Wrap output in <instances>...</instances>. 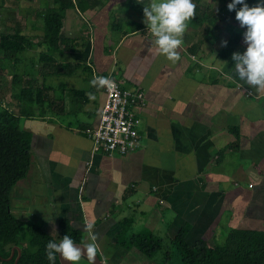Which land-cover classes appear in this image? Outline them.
<instances>
[{"label":"crops","instance_id":"1","mask_svg":"<svg viewBox=\"0 0 264 264\" xmlns=\"http://www.w3.org/2000/svg\"><path fill=\"white\" fill-rule=\"evenodd\" d=\"M81 3L83 9L66 11L61 31L76 51L53 54L68 68L58 64L42 74L41 64L25 61L37 58L27 57L2 69L23 77L7 90L10 111L19 113L16 96L27 81L44 98L34 117L20 118L32 135V158L11 192V214L51 235L67 221L82 232L84 244L83 226L93 222L106 264H170L171 258L117 244L140 234L172 243L189 226L191 244L205 239L214 245L236 228L264 227V100L228 79L217 57L228 32L211 35L195 54L190 48L200 38L183 39L181 59L172 63L151 54L155 38L137 0ZM55 7L57 0H0V34L19 31L34 45L28 52L42 56L45 14ZM246 48L243 41L237 53ZM97 75L145 93L140 147L129 155L94 153L85 133L98 127L106 101L105 89L90 85Z\"/></svg>","mask_w":264,"mask_h":264},{"label":"trees","instance_id":"2","mask_svg":"<svg viewBox=\"0 0 264 264\" xmlns=\"http://www.w3.org/2000/svg\"><path fill=\"white\" fill-rule=\"evenodd\" d=\"M206 5L204 0H193L196 4V16L188 22V28L197 32L200 41L192 45L190 52L195 54L211 35L220 36L229 34L227 46L222 47L218 59L225 62V71L245 87L256 89L240 80L235 71L233 53H237L244 41L245 28H239L231 20H236V11H229L227 5L232 0H211ZM249 7L264 4V0H245ZM96 3L94 2L92 6ZM78 6L83 9L81 0L75 5L71 0H57V7L48 10L45 14V35L43 38L47 52L44 53L38 65L41 64V73H49L51 66H58L53 54L58 52L76 51L73 40L61 37L63 20L69 8ZM88 7V6H86ZM242 5H237V9ZM211 39V38H210ZM63 46V49H62ZM34 45L31 40L19 31L14 34H0V68L4 69L6 60L21 62L20 55L28 52ZM63 69L67 65L59 64ZM45 77V76H44ZM23 77L16 74L14 84L18 85ZM19 103V113L15 114L7 108L0 113V253L10 256V248L21 245L22 256L18 264H50L46 257V245L49 241L59 242L65 235H69L76 243H83V234L75 230L69 222L59 223L58 234L51 235L35 224H28L16 219L10 212V196L13 188L23 180L31 166L32 135L20 125L21 117H34L35 107L42 108L44 104L43 91H33L30 82H26L16 96ZM41 110V109H40ZM189 226H184L172 240L181 264H264V227L262 228H236L227 236L223 244H211L200 239L194 244L189 242ZM117 244L125 248H137L141 253L152 257L163 248L164 241L153 234H140L130 238L128 242ZM166 259H170L166 254ZM6 264H14L13 261ZM55 264H61L57 254Z\"/></svg>","mask_w":264,"mask_h":264},{"label":"clouds","instance_id":"3","mask_svg":"<svg viewBox=\"0 0 264 264\" xmlns=\"http://www.w3.org/2000/svg\"><path fill=\"white\" fill-rule=\"evenodd\" d=\"M143 3V0H137ZM237 5L242 7L237 9ZM196 4L193 0H150L143 8L144 23L155 38L154 47L150 49L152 55L164 56L168 61L176 63L181 59L178 49L183 45V36L188 28V22L196 16ZM229 11H236V20L241 27H246L244 43L247 45L243 54L233 53L235 71L240 80L248 85L264 91V4L249 7L245 0H232L227 5ZM227 46V42L224 43ZM228 79H232L228 76ZM90 85L99 89L115 91L117 85L114 80L95 76ZM90 99H95L89 93ZM84 231L88 233L89 242L77 244L69 235H65L59 242L49 241L46 245V257L50 264H55L57 254L68 264H79L87 259L89 264H95L98 253V235L94 232V223L87 222Z\"/></svg>","mask_w":264,"mask_h":264},{"label":"built area","instance_id":"4","mask_svg":"<svg viewBox=\"0 0 264 264\" xmlns=\"http://www.w3.org/2000/svg\"><path fill=\"white\" fill-rule=\"evenodd\" d=\"M75 5L78 0H71ZM115 81V91L106 92V101L101 111L97 128L86 129V135L93 142V152L109 156L129 155L140 147L139 110L146 106L147 100L142 91H132L124 88L112 75H107ZM246 95L255 100H264V91L242 87Z\"/></svg>","mask_w":264,"mask_h":264},{"label":"rangeland","instance_id":"5","mask_svg":"<svg viewBox=\"0 0 264 264\" xmlns=\"http://www.w3.org/2000/svg\"><path fill=\"white\" fill-rule=\"evenodd\" d=\"M204 1H205V4L206 5L211 4V2H212L211 0H204ZM149 3H150V0H143V3H139V5L145 7ZM139 15H140V18L142 20L145 19L144 18L143 11H141L139 13ZM231 22L234 25H236V26L240 25L239 21H237V20H231ZM195 36L196 37L198 36L197 32L195 33L191 28H187V31L185 32V34L183 36V39H185L188 42H191V40ZM218 52H220V51H218ZM212 53H216L217 54V52L215 51V49H213V52H211L210 54H212ZM210 54H208V55H210ZM208 55L205 56L206 59H208ZM40 56H41L40 54H36L35 55L34 53L26 52V53L20 55L19 58L20 59L21 58L24 59V58H27V57L28 58L29 57H35V58H37V59L32 58V59H28V60L25 59V61L27 63H29V65H33V64L37 63L40 60ZM4 62H5V67H10V68L13 67L12 60H6ZM10 68L9 69H6L7 71L6 70L4 71V70H2L0 68V113L3 112L4 108H7L8 109V101H9V99L7 100V98H6L7 95L6 94H7V90L10 89L11 86H12V82H13L12 73H13V75L14 74H20L21 75L20 71L14 73L15 71H13L12 69L10 71ZM20 77L21 76H19V79H20ZM168 241H169L168 239L165 240L164 245H163V248L160 251H158L156 254H154V257L157 258V259H160V260H163L164 261V259L166 258V254L168 253L169 254V257L172 259L170 261V264H180L181 263L179 261L180 260V256H179V254H178L175 246H173V244L171 243V241H169L170 243ZM223 243H224V241H222V243H220V244H223Z\"/></svg>","mask_w":264,"mask_h":264},{"label":"flooded vegetation","instance_id":"6","mask_svg":"<svg viewBox=\"0 0 264 264\" xmlns=\"http://www.w3.org/2000/svg\"><path fill=\"white\" fill-rule=\"evenodd\" d=\"M20 249L21 252L23 250L21 245H14L10 248V256L5 257L2 255V253H0V264H6L9 262H12L15 264L17 258L19 257V251L17 249ZM14 252V256L12 257V253ZM19 263V262H18Z\"/></svg>","mask_w":264,"mask_h":264},{"label":"water","instance_id":"7","mask_svg":"<svg viewBox=\"0 0 264 264\" xmlns=\"http://www.w3.org/2000/svg\"><path fill=\"white\" fill-rule=\"evenodd\" d=\"M77 244H79V245H84V243H77ZM18 251H19V257L17 258V260H16V262H15V264H18V262H19V260H20V258H21V256H22V252H21V250L18 248L17 249ZM14 256V252L12 253V257ZM58 257H59V261H60V263L61 264H68V262L67 261H64L63 259H62V257H60L59 256V254H58ZM87 260V259H86ZM88 261V260H87ZM89 262V261H88ZM95 264H106L103 260H102V258L98 255L97 256V258H96V261H95Z\"/></svg>","mask_w":264,"mask_h":264}]
</instances>
